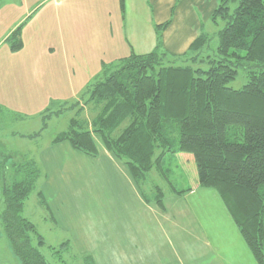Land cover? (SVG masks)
Masks as SVG:
<instances>
[{"label": "trees", "instance_id": "16d2710c", "mask_svg": "<svg viewBox=\"0 0 264 264\" xmlns=\"http://www.w3.org/2000/svg\"><path fill=\"white\" fill-rule=\"evenodd\" d=\"M211 22L215 34L201 33L182 55L164 50L167 23L157 26L151 52L103 65L79 101L45 109L34 137L51 118L72 111L53 144L66 142L95 158L97 137L138 186L155 171L174 195L190 189L173 185L169 164L177 155H191L198 187L217 193L256 263L264 264V0H222ZM4 43L12 53L22 49L21 25ZM239 69L247 82L236 90L228 85ZM88 106L95 113L91 120L82 116ZM11 168L1 187L5 240L19 264H49L41 252L43 236L23 214L40 168L29 158ZM148 191L164 209L162 188ZM67 244H61L64 250Z\"/></svg>", "mask_w": 264, "mask_h": 264}, {"label": "rangeland", "instance_id": "374dc122", "mask_svg": "<svg viewBox=\"0 0 264 264\" xmlns=\"http://www.w3.org/2000/svg\"><path fill=\"white\" fill-rule=\"evenodd\" d=\"M55 1H0V40L5 31L13 26L15 17L20 13L22 16L23 13L26 14L19 24L21 30L33 27V32L29 35L30 45L26 48L27 51L12 53L16 54L14 59L9 58L7 52L10 51L9 45L4 41L0 44L1 66H6V60H9L15 67L16 62H23L27 55H33L35 51L39 52L38 54L42 53L37 58L41 60L37 62L42 63L43 58L49 59L52 48H56L54 49L56 52L51 58L61 59L60 48L64 44V30L61 27L60 12L70 0H61L57 9L54 8ZM5 4L7 6L3 8ZM215 39L211 41L212 47L217 40ZM81 43L86 54L81 60L85 67L89 64L91 68L95 66L93 60L97 53L90 55L87 53L94 44V38L86 34ZM108 65L111 64H105L104 68H108ZM101 70L99 76L103 74ZM14 71L3 70L0 75L1 88L6 89L7 97L10 96L7 105L12 108H0V213L4 208L1 193L2 179L9 180L12 165L21 163L24 158L34 159L38 163L41 175L25 203L23 214L43 236L45 247L41 252L49 264H110L109 248L112 243L117 244L119 236H123V229L133 227L134 223L130 219L133 218L135 221L140 217L145 222L147 218L149 226L156 225L154 221L157 216L151 209L160 208L151 199L148 191L154 185L162 188L164 209H174L176 205L185 206L183 202H179L181 200L172 196L166 182H162L155 171L150 173L146 185L138 186L134 183V188L140 195L141 203H139L137 193L122 176L121 169L125 172L126 170L121 163L119 164L121 169L119 166L117 169L102 157L104 154L97 158L88 157L72 150L66 142L51 144L57 133L66 130L69 119L74 115L72 111L59 117L52 116L53 118L46 122L42 134L34 137L41 129L45 108L55 110L59 104L33 100L37 97L34 92L35 86L22 85L21 75ZM28 71H30L28 77L25 74L24 79L26 77L32 79L40 86L42 82L39 79L40 75L33 69ZM42 72L44 75L45 70L43 69ZM246 82L243 70L239 69L235 80L228 86L237 90ZM28 88L32 96L27 91ZM36 88L40 93V87L36 86ZM94 115L92 106H88L82 116L91 120ZM95 141L100 148L102 146L100 139L95 137ZM101 153L102 150L99 154ZM176 157L178 158L173 160V164H169V176L173 185L177 189L186 188L190 189L189 191L196 187L200 188L195 183L196 169L192 156L182 154ZM127 177L131 180L129 174ZM142 209H150V212L141 211ZM113 235L117 238L113 239ZM62 243H68L66 250L62 248ZM105 261L106 263H103ZM0 264H19L5 240L1 222Z\"/></svg>", "mask_w": 264, "mask_h": 264}, {"label": "crops", "instance_id": "0c3cea01", "mask_svg": "<svg viewBox=\"0 0 264 264\" xmlns=\"http://www.w3.org/2000/svg\"><path fill=\"white\" fill-rule=\"evenodd\" d=\"M60 1H55V9ZM221 1L123 0L121 7L119 0H70L60 12L64 30V44L59 51L61 59L51 58L56 52V48H52L49 59L43 58L42 63H38L41 60L37 58L42 53L35 51L33 55H27L23 62H16L15 67L14 63L6 60V66L0 65V75L3 70L17 71L21 75L22 85L35 86L37 97H32L33 100L52 103L79 101L87 86L99 76L103 65L114 64L131 54L151 52L156 45L155 28L159 25L167 23L161 40L164 50L173 55L185 53L201 33L213 36L217 28L211 22V16ZM25 16V13L23 16L20 13L15 17L13 26L5 31L0 44ZM32 28L21 30L22 52L27 51L30 45L28 39ZM86 34L94 38L87 55L97 53L93 60L95 66L91 68L89 64L85 67L81 60L86 55L81 43ZM7 52L10 59L15 58L16 54L9 50ZM32 69L40 75V86L27 78L28 70ZM25 74L27 77L24 79ZM36 86L40 87V93ZM27 91L31 95L29 88ZM7 94L0 85V108L10 107L7 105L10 99ZM101 150L103 153L99 154L100 157L104 154L102 157L111 166L121 169L119 161L116 162L102 146L99 152ZM121 172L137 193L132 178L130 180L122 169ZM137 196L139 198L140 195L137 193ZM172 196L185 206L151 209L157 216L155 226H149L147 218L145 222L140 217L135 221L130 219L134 223L133 227L123 229V236H119L117 244L112 243L109 248L110 264H257L214 190L196 187L182 195ZM141 211L149 213L150 209ZM116 238L113 235V239Z\"/></svg>", "mask_w": 264, "mask_h": 264}]
</instances>
